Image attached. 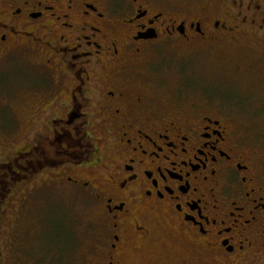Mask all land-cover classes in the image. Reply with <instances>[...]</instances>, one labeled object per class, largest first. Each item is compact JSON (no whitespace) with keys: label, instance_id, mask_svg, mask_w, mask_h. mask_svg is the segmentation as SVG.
Masks as SVG:
<instances>
[{"label":"flooded vegetation","instance_id":"af4514ba","mask_svg":"<svg viewBox=\"0 0 264 264\" xmlns=\"http://www.w3.org/2000/svg\"><path fill=\"white\" fill-rule=\"evenodd\" d=\"M245 35L264 39V0H0V72L35 53L55 84L0 161V222L48 171L85 190L81 264H264V161L226 107L153 95L158 62ZM176 70L173 91L199 89Z\"/></svg>","mask_w":264,"mask_h":264},{"label":"rangeland","instance_id":"374dc122","mask_svg":"<svg viewBox=\"0 0 264 264\" xmlns=\"http://www.w3.org/2000/svg\"><path fill=\"white\" fill-rule=\"evenodd\" d=\"M237 38L231 41L223 37L212 45L198 47L194 53L182 52L180 55L185 57L181 60L174 57L158 62L161 72L154 74L158 82L153 88L154 103L164 107L180 96L186 107L193 101L226 107L242 142L261 162L264 161V39L253 40L246 35ZM34 54L18 53L1 65V162L9 150L29 142L41 131L40 125L24 120L37 103L32 87L55 84ZM177 67L182 69L181 78L192 79L190 85L196 83L198 90L173 91ZM184 82L187 84L189 80ZM66 175L85 178V169ZM26 177L21 186H14L11 206L0 222V264H81L86 248L85 221L91 217L85 209V190L48 171L29 173Z\"/></svg>","mask_w":264,"mask_h":264}]
</instances>
